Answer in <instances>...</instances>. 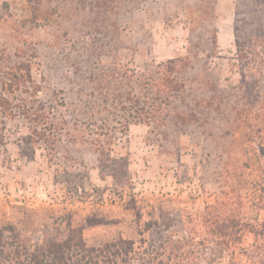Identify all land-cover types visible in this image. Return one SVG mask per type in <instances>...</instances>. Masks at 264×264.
Segmentation results:
<instances>
[{"label": "rangeland", "instance_id": "rangeland-1", "mask_svg": "<svg viewBox=\"0 0 264 264\" xmlns=\"http://www.w3.org/2000/svg\"><path fill=\"white\" fill-rule=\"evenodd\" d=\"M260 1L0 0L1 65L40 90L6 124L0 227L37 240L71 213L100 246L148 222L198 240L207 206L262 221Z\"/></svg>", "mask_w": 264, "mask_h": 264}, {"label": "trees", "instance_id": "trees-1", "mask_svg": "<svg viewBox=\"0 0 264 264\" xmlns=\"http://www.w3.org/2000/svg\"><path fill=\"white\" fill-rule=\"evenodd\" d=\"M236 47L240 51L237 37ZM163 83L161 87L169 84L167 79ZM39 92L29 65L3 68L0 56V155L5 149L7 121L17 116L16 106L28 117L29 98ZM261 193L264 197V188ZM199 221L207 227V236L198 240L191 230L177 236L171 223L162 227L148 222L139 230L138 239L121 237L100 246L87 244L84 228L74 224L71 213L53 223L54 235L37 240L23 238L8 224L0 227V264H264V219L254 223L226 212L224 206H207V218ZM151 232L155 234L148 237Z\"/></svg>", "mask_w": 264, "mask_h": 264}]
</instances>
